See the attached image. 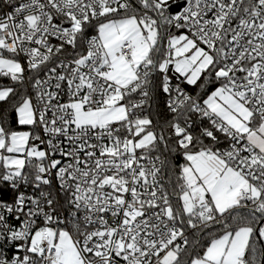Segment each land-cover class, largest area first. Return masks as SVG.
<instances>
[{
  "label": "snow or ice",
  "instance_id": "obj_1",
  "mask_svg": "<svg viewBox=\"0 0 264 264\" xmlns=\"http://www.w3.org/2000/svg\"><path fill=\"white\" fill-rule=\"evenodd\" d=\"M0 264H264V0H0Z\"/></svg>",
  "mask_w": 264,
  "mask_h": 264
}]
</instances>
